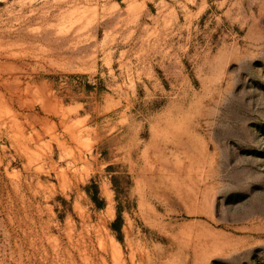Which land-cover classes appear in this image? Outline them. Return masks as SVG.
I'll return each instance as SVG.
<instances>
[{"label": "rangeland", "instance_id": "obj_1", "mask_svg": "<svg viewBox=\"0 0 264 264\" xmlns=\"http://www.w3.org/2000/svg\"><path fill=\"white\" fill-rule=\"evenodd\" d=\"M0 264H264V0H0Z\"/></svg>", "mask_w": 264, "mask_h": 264}]
</instances>
